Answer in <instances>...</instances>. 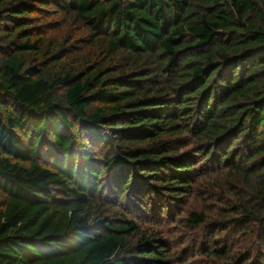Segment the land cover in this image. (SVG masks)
I'll return each instance as SVG.
<instances>
[{"label": "trees", "instance_id": "1", "mask_svg": "<svg viewBox=\"0 0 264 264\" xmlns=\"http://www.w3.org/2000/svg\"><path fill=\"white\" fill-rule=\"evenodd\" d=\"M207 203L264 264V0H0V264H178Z\"/></svg>", "mask_w": 264, "mask_h": 264}, {"label": "rangeland", "instance_id": "2", "mask_svg": "<svg viewBox=\"0 0 264 264\" xmlns=\"http://www.w3.org/2000/svg\"><path fill=\"white\" fill-rule=\"evenodd\" d=\"M56 12L57 11L55 9L49 11L46 17L47 19L41 21L43 23H40L44 26V29L48 32V34L58 38H64L69 33L77 32L75 24H73L72 27L69 26V20L65 19L61 13ZM205 198L192 197L189 201V206L199 209L205 204ZM123 206L126 208L128 205L123 204ZM208 206L209 207L206 208L210 210V213L208 214V222L206 225L202 226V228L192 229L186 222V217H188V215L185 212L183 216L181 214L179 217H177L179 220L184 219V221L170 224V231L165 232V235L171 239L173 244V252H177V255L180 258L178 264H222L220 260H215L213 257L211 259L205 258V255L201 254L200 252L202 249L199 245L200 242H203L208 245V247H210L209 243H211L210 240L212 238L211 235L213 232L212 227L209 226L218 220L215 213H217L219 210H215L213 207L215 211H212L211 205L209 204ZM159 224L160 222L157 220H145L142 223V228L145 230L148 227L160 228ZM222 235L223 234L220 235V238H222ZM262 251L264 252V246ZM189 257L191 258L189 259V262H187Z\"/></svg>", "mask_w": 264, "mask_h": 264}]
</instances>
